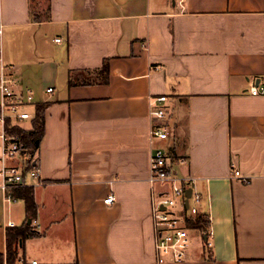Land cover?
<instances>
[{"label": "crops", "instance_id": "0c3cea01", "mask_svg": "<svg viewBox=\"0 0 264 264\" xmlns=\"http://www.w3.org/2000/svg\"><path fill=\"white\" fill-rule=\"evenodd\" d=\"M0 22L4 62L48 103L40 176L22 186L34 214L0 188V254L9 229L36 220L16 264H153L156 123L171 178L201 195L210 223L186 261L166 264H264V95L249 91L264 86V0H0ZM105 60L107 83L68 85ZM160 96L161 120L150 115Z\"/></svg>", "mask_w": 264, "mask_h": 264}, {"label": "built area", "instance_id": "2783aa9c", "mask_svg": "<svg viewBox=\"0 0 264 264\" xmlns=\"http://www.w3.org/2000/svg\"><path fill=\"white\" fill-rule=\"evenodd\" d=\"M2 31L3 26L0 22V188L4 192L5 201L14 203L17 199L13 197L12 190L25 185L27 178L38 179L40 173L35 154L30 158L28 164L30 168H27L20 135L10 133L9 130L14 126L21 128L22 122L31 121L34 115L29 108H34L36 104L33 101L31 90L20 86L16 77V66L6 64L3 60ZM249 91L252 95H264V86L252 85ZM46 92L52 93L53 88H47ZM165 100V96H160L153 101L151 117L159 120L165 117V110L162 107ZM168 134L163 125L151 124L149 181L153 187L160 188L159 193L153 195L152 203L155 251L153 264L180 263L188 259L193 245L191 233L194 231L188 227V221L198 214L197 206L201 201V195L192 191L186 206L185 191L188 187L170 176L167 154L162 147L157 145V142L165 140ZM12 160L16 163L8 164ZM233 177L240 178L244 184L249 182V179L241 177L238 171L233 172ZM114 200V196L109 195L104 203L112 204ZM178 206L185 212L184 215L177 213ZM30 225L37 227L38 223L32 220ZM205 233L208 235L209 232ZM19 263L23 264L24 261L20 259Z\"/></svg>", "mask_w": 264, "mask_h": 264}, {"label": "trees", "instance_id": "16d2710c", "mask_svg": "<svg viewBox=\"0 0 264 264\" xmlns=\"http://www.w3.org/2000/svg\"><path fill=\"white\" fill-rule=\"evenodd\" d=\"M33 19L35 22L42 21V16L39 13L33 14ZM73 72L70 73L68 79V85L72 86L74 84H96V83H107L108 82V62L105 60L98 70L93 71H81V72ZM81 73V74H77ZM73 76H77L74 80ZM48 107V103H39L35 105L34 109V117L31 120V129L24 130L19 128L18 126L12 127L9 132L20 135V142L23 146L24 157L26 158L27 168L30 158L35 154L38 150L43 135L45 133V125H44V113ZM12 195L17 200L19 198L23 199L25 204V213L27 218L33 217L35 204L33 200L32 189L29 187H20L12 190ZM209 218L204 214H197L188 221V227L190 229H197L202 232H209ZM34 228L31 225L24 224L20 228L9 229L7 231V248L5 256L0 254V264H16L18 259L17 248L20 241H23L27 236L34 235Z\"/></svg>", "mask_w": 264, "mask_h": 264}, {"label": "water", "instance_id": "95a60500", "mask_svg": "<svg viewBox=\"0 0 264 264\" xmlns=\"http://www.w3.org/2000/svg\"><path fill=\"white\" fill-rule=\"evenodd\" d=\"M190 195H191V189L189 188V189H187L186 191H185V205L187 206V199L190 197Z\"/></svg>", "mask_w": 264, "mask_h": 264}, {"label": "rangeland", "instance_id": "374dc122", "mask_svg": "<svg viewBox=\"0 0 264 264\" xmlns=\"http://www.w3.org/2000/svg\"><path fill=\"white\" fill-rule=\"evenodd\" d=\"M29 110H31L30 108H29ZM19 158H17V160H18ZM30 182H33V180H29Z\"/></svg>", "mask_w": 264, "mask_h": 264}]
</instances>
